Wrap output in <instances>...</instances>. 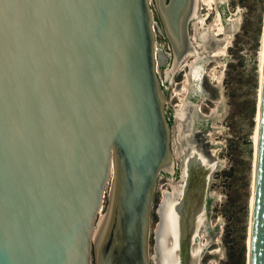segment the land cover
Returning <instances> with one entry per match:
<instances>
[{
	"label": "water",
	"instance_id": "obj_1",
	"mask_svg": "<svg viewBox=\"0 0 264 264\" xmlns=\"http://www.w3.org/2000/svg\"><path fill=\"white\" fill-rule=\"evenodd\" d=\"M197 13L198 0H0V264H150L156 180L173 171L164 103L200 59ZM215 164L185 152L156 209L154 264H198L213 241ZM249 218L246 264H264V38Z\"/></svg>",
	"mask_w": 264,
	"mask_h": 264
},
{
	"label": "rangeland",
	"instance_id": "obj_2",
	"mask_svg": "<svg viewBox=\"0 0 264 264\" xmlns=\"http://www.w3.org/2000/svg\"><path fill=\"white\" fill-rule=\"evenodd\" d=\"M196 16L197 21L204 19L205 16L206 18L197 27V21H194L192 27L195 30L191 27V21L189 34H192V37L194 35L198 43L203 45H199L201 55L207 56V59H204L205 63L203 62V69L208 75V82L217 88L212 94V99L208 96L211 103L202 98L204 101L201 109L207 117L194 120L196 126L203 128L211 126L208 137L212 145L210 149L216 157V167L210 173L206 186V199L209 204L208 224L213 227L217 223L218 231L213 241L206 244L201 251L199 264H246L254 153L252 136L256 126L259 93L264 0H208L207 4L199 0ZM152 17L160 26L153 8ZM214 24L216 30L212 29ZM209 29L215 34L222 33L215 36ZM154 32L155 47L161 50L164 56L163 65L158 66L156 72L165 91L162 73L169 65L170 51L164 35L156 29ZM219 38L224 42L211 54L210 48L217 44ZM214 54L218 58L213 57ZM189 59L195 58L190 56ZM181 68L184 71L183 78V71L176 70L166 94L164 113L167 115L171 107L183 105L181 98L189 91H186L188 88L186 68L183 64ZM200 84L199 81L198 85ZM189 120L190 117L185 120V124ZM178 121L175 119L172 126L174 140L178 139L174 125L181 127V122ZM174 150L179 155L176 146ZM164 178V174L161 173L156 180L150 211V228L157 220L154 211L158 198L162 197L163 190L168 187L169 182L165 189ZM105 204L106 196L103 198L100 213L104 211Z\"/></svg>",
	"mask_w": 264,
	"mask_h": 264
},
{
	"label": "flooded vegetation",
	"instance_id": "obj_3",
	"mask_svg": "<svg viewBox=\"0 0 264 264\" xmlns=\"http://www.w3.org/2000/svg\"><path fill=\"white\" fill-rule=\"evenodd\" d=\"M203 3L207 4L208 1L207 2H203ZM203 18L205 19L206 16L203 17ZM204 19H201L200 21H197L196 27H197L198 24H202ZM215 28L216 27H214L212 29L216 30ZM192 29H193V27H192ZM193 30H195V29H193ZM213 30H210V31L215 36H218V34L222 33V32H219V33L215 34L213 32ZM191 39H192V34H191ZM219 39L220 40L217 42V44L213 48H210L211 54L213 52H216L217 48L223 44L224 40L222 38H219ZM195 40H196V43H198L196 38H195ZM227 40H229V39L227 38ZM192 43L194 45L195 50L197 52H199L200 51V46L198 47V49H199V51H198L196 46H195V44H194V40L193 39H192ZM198 44L201 45V43H198ZM201 46H203V45H201ZM205 47L207 48V46H205ZM202 51H203V49H202ZM213 56H216V55L214 54ZM188 57H190V56H188ZM204 59H207V56H205ZM204 59H200V60L193 59V60H190L188 58L183 63L184 64L183 67L186 68L185 78H186V76L188 77V88H187L186 91H188V90L189 91H188V93L186 92L187 93V94H185L186 96L184 95L185 97H183L185 100L183 98H181L182 102H183V105H179L178 104L177 106H175V108L171 107V109L168 112V115L164 113L166 121H167V124L169 126V144H170L171 153L174 152V155L172 154L173 157H174L173 158V167H172L173 171L170 174L163 173L164 176H165L164 179L166 180L165 189H166V186H167V182H169L168 183V187L166 189V191H168V192L174 191L173 187H175V186H178L179 187L178 190H179L181 185H182L181 161L183 159V156H184L185 152L190 147H195V148H198V149L206 151L216 161V157L214 156V154H212V151L210 149L212 145L210 143L211 140L208 137V131L211 128V126H207L206 128H203V126L194 125V120L196 118L197 119L198 118L199 119H205L207 117V115H205L202 112L201 106H202L204 100L208 101L209 103H211V100H210V98H208V96L211 97V99H212V94H214L217 91V88L213 84L208 82V75L205 73V71L203 69V66H204V63H205ZM187 61L191 65L187 66V64H185ZM177 70L178 71H183L181 66ZM183 75H184V71L182 73V78H183ZM185 78H184L183 81L181 79L182 86H183V83L185 81ZM199 81L201 82L200 85H202V87L200 85H198ZM194 85H196L195 88L193 87ZM202 98H204L203 101H202ZM175 113H177L176 116H175ZM189 117H190L189 122L187 124H185V120L187 118H189ZM175 119L179 120L178 121L179 123L181 122L180 123L181 127H179L177 125H174V127H173L175 129L176 133H177V136H178V139H176V140H174V137L172 135V126H173V123H174ZM174 146H176L177 150L179 151V155L174 150ZM176 155H177V157H176ZM174 181H177V182L174 183ZM205 192H206V190H205ZM161 199H162V197L160 198V196H159L158 203H157V206H156L155 211H154L155 215L157 217V220L154 223L153 227L150 228V236H149V239H150L149 240V248H150L149 261H150V264H154L153 261H152L153 260L152 256L154 254V249H153L154 226L158 222V215L156 213V209H157Z\"/></svg>",
	"mask_w": 264,
	"mask_h": 264
},
{
	"label": "bare ground",
	"instance_id": "obj_4",
	"mask_svg": "<svg viewBox=\"0 0 264 264\" xmlns=\"http://www.w3.org/2000/svg\"><path fill=\"white\" fill-rule=\"evenodd\" d=\"M208 0H203V2H207ZM198 4H199V0H198ZM198 18V16H195L191 21H192V24L194 23V21L196 20ZM197 21V20H196ZM192 24H191V27H192ZM214 27H215V24L213 25ZM194 38V44H195V46H196V48H197V50H199L198 49V47H199V44L198 43H196V40H195V36L193 35V37H192V39ZM263 38H264V17H263V28H262V36H261V50H260V63H259V90H260V78H261V65H262V50H263ZM156 42V41H155ZM199 54H200V59H204V57L205 56H203V55H201V52L199 51L198 52ZM155 54H156V52H155ZM213 57H217L218 58V56H213ZM189 57H187L185 60H184V62L188 59ZM199 59V60H200ZM163 61H164V56H163ZM183 62V63H184ZM162 63V62H161ZM182 63V64H183ZM155 64H156V62H155ZM182 64H181V66H182ZM185 64H187V66H189L190 65V63H188V61L185 63ZM163 65V64H162ZM161 65V66H162ZM184 65V64H183ZM157 67H158V64H157ZM187 89V88H186ZM258 104H259V93H258V100H257V110H256V115H255V120H256V126H255V128H254V132H253V146H254V153H253V170H252V181H251V192H252V189H253V175H254V163H255V149H256V134H257V119H258ZM177 115V113H175V116ZM172 147V146H171ZM174 155V152L173 153H171V158H172V167H173V155ZM175 162V161H174ZM214 167H216V166H214ZM214 169V168H213ZM212 169V170H213ZM207 186V185H206ZM178 186H175V187H173V190L174 191H178ZM251 202H252V193H251V198H250V202H249V207H250V211H251ZM248 242H249V228H248V237H247V249H248ZM205 247V246H204ZM152 259H153V256H152ZM153 261V260H152ZM198 264H199V256H198Z\"/></svg>",
	"mask_w": 264,
	"mask_h": 264
}]
</instances>
